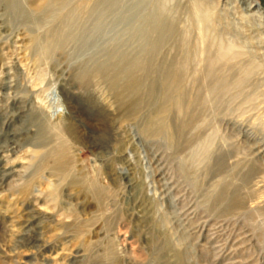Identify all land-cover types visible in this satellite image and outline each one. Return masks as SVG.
I'll use <instances>...</instances> for the list:
<instances>
[{"label":"rangeland","instance_id":"rangeland-1","mask_svg":"<svg viewBox=\"0 0 264 264\" xmlns=\"http://www.w3.org/2000/svg\"><path fill=\"white\" fill-rule=\"evenodd\" d=\"M0 137V264H264V0H0Z\"/></svg>","mask_w":264,"mask_h":264},{"label":"bare ground","instance_id":"bare-ground-1","mask_svg":"<svg viewBox=\"0 0 264 264\" xmlns=\"http://www.w3.org/2000/svg\"><path fill=\"white\" fill-rule=\"evenodd\" d=\"M111 82H112V84H111L112 88H113L114 92L116 93L118 100L120 102H122V101H124L125 98H129L130 102L128 105L130 106L131 113L136 111L138 108V104H139L138 94H139V91L141 88V82H140L138 76L135 73H132V74H128L126 76L125 81H123V83H119V81H117L115 79H112ZM169 83L174 85V86H177L178 79L174 76L173 78L170 79ZM180 93L181 92L178 90L179 97H181ZM177 104H178V102H177ZM128 109H129V107H128ZM0 141H2V140H0ZM1 143H3V141ZM9 147L11 148L10 145H8L7 148H9ZM10 152H12V151H10ZM127 180L129 181V179H127ZM26 242H28V241H26ZM26 245H28V244H26Z\"/></svg>","mask_w":264,"mask_h":264}]
</instances>
